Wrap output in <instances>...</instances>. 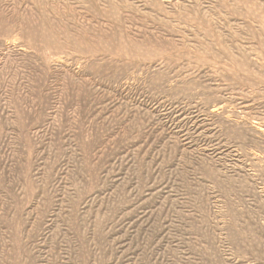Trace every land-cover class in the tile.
Returning a JSON list of instances; mask_svg holds the SVG:
<instances>
[{
    "label": "rangeland",
    "instance_id": "374dc122",
    "mask_svg": "<svg viewBox=\"0 0 264 264\" xmlns=\"http://www.w3.org/2000/svg\"><path fill=\"white\" fill-rule=\"evenodd\" d=\"M0 264H264V0H0Z\"/></svg>",
    "mask_w": 264,
    "mask_h": 264
}]
</instances>
